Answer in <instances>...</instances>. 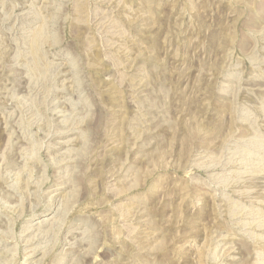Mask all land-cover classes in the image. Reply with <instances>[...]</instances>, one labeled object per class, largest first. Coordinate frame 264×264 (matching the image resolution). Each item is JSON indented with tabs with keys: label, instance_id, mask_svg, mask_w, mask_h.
Returning <instances> with one entry per match:
<instances>
[{
	"label": "rangeland",
	"instance_id": "1",
	"mask_svg": "<svg viewBox=\"0 0 264 264\" xmlns=\"http://www.w3.org/2000/svg\"><path fill=\"white\" fill-rule=\"evenodd\" d=\"M0 264H264V0H0Z\"/></svg>",
	"mask_w": 264,
	"mask_h": 264
}]
</instances>
